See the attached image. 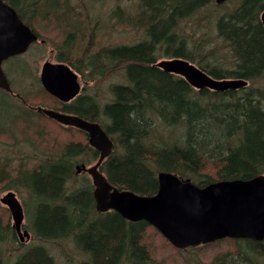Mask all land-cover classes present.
<instances>
[{"label": "trees", "instance_id": "trees-1", "mask_svg": "<svg viewBox=\"0 0 264 264\" xmlns=\"http://www.w3.org/2000/svg\"><path fill=\"white\" fill-rule=\"evenodd\" d=\"M4 1L32 28L30 19L41 18L62 31L66 46L56 61L69 65L83 83L120 68L124 82L109 88L103 104L84 86L76 99L56 101L55 108L97 122L109 135L114 149L99 170L114 187L153 195L158 191L157 171L175 173L199 187L264 173V0L223 5L216 0H136L133 13L128 6H117L113 15L118 23L141 29L143 37L96 50L93 36L84 33L88 23L71 0ZM223 49L233 59L231 67L221 59ZM163 57L187 60L215 79L256 80L263 88L196 90L156 67ZM19 113L22 119L31 118L27 111ZM60 126L85 140L70 139L33 168L16 172L10 186L26 191L27 203H21L31 238L21 243L9 221L0 223V264H167L147 237L152 229L171 245L155 228L115 211L98 212L89 178L74 186L76 165L95 164L100 154L84 131ZM28 127L29 122L24 125ZM70 247L78 256L66 257L64 250ZM206 249H213L210 261L198 253ZM176 251L183 264H264V240L224 239Z\"/></svg>", "mask_w": 264, "mask_h": 264}, {"label": "water", "instance_id": "water-1", "mask_svg": "<svg viewBox=\"0 0 264 264\" xmlns=\"http://www.w3.org/2000/svg\"><path fill=\"white\" fill-rule=\"evenodd\" d=\"M228 0H216L218 5ZM264 25V11L261 15ZM37 35L19 18L17 12L0 0V88L11 91L2 64L11 57L25 54L37 42ZM168 74L183 77L196 89L216 92L239 90L247 86L242 80H216L187 60L162 59L155 65ZM40 80L44 89L63 103L75 99L81 86L78 75L64 63L45 62ZM52 120L83 130L89 144L100 156L90 168L83 163L77 170L87 171L93 178L96 209L100 213L116 211L131 222L145 221L155 227L177 249H188L218 240H264V174L248 180H231L198 187L188 179L174 173L158 174V191L153 195H140L120 190L101 174L99 165L114 149L109 135L97 122L51 109H38ZM0 202L13 220V229L21 242L30 240L23 229L25 213L13 191L4 194Z\"/></svg>", "mask_w": 264, "mask_h": 264}, {"label": "rangeland", "instance_id": "rangeland-1", "mask_svg": "<svg viewBox=\"0 0 264 264\" xmlns=\"http://www.w3.org/2000/svg\"><path fill=\"white\" fill-rule=\"evenodd\" d=\"M71 5L78 16L88 23L84 33L87 38L93 36L95 50L105 45L132 44L143 37L141 29L132 28L127 24L122 25L118 23L113 15V10L117 6H128L130 12L133 13L136 7V0H71ZM126 13H129V11ZM32 26L44 42L33 46L19 60L5 62L3 66L4 71L7 73L12 88L17 93L25 96L27 102L32 106H42L52 109L58 106L59 108V105L51 96L46 97L43 93H38L40 88L39 84H36L35 77L39 79L41 66L44 62H56V57L63 50L62 42L64 36L62 35V31L55 28L56 26L52 21L47 23L42 20L38 24H33L32 22ZM209 31L213 32L212 26L209 27ZM226 50L223 49L220 52V56L225 61V65L231 67L233 59ZM161 59H164V57L159 60ZM19 61H22V64ZM119 69L118 67H114L113 72L104 76L102 80L97 79L89 83H83V81V86H87L86 92L97 95L98 98L107 99L109 88L115 84L114 82L119 83L123 80L122 72ZM12 107H15L18 113L23 110L27 111L19 100L0 91V170L3 169L5 172V175H0V198L8 191H13L17 193L19 200L25 204L28 200L26 191L21 187L17 189L10 186L13 179H15L16 172L19 169L27 170L33 168L41 160H45L52 154H55L70 139L85 140V137L75 130L63 128L49 118L37 116L35 111L30 112L29 117L31 118H27L26 120L21 118L23 113L22 115L19 113L20 115H16L17 118L15 117V122L10 123V118L14 116ZM28 122L29 127L26 130L24 125H27ZM77 175L73 181L74 185L81 184L88 178L92 181L88 173ZM8 221L12 226L13 220L11 214L8 208L0 202V223L3 224ZM147 237L153 242L156 251L159 253V257H164L163 259H166L167 264H183V259L180 258L176 249L169 244L163 243L162 238H159L157 233H154L152 229L148 231ZM221 248L225 250L227 246H222ZM212 251L213 249H206L198 253H201V256L203 255L210 261L213 257ZM53 253L56 256L60 254L58 250H54ZM64 253L66 257L78 256L76 251L72 250L71 247L66 248Z\"/></svg>", "mask_w": 264, "mask_h": 264}, {"label": "bare ground", "instance_id": "bare-ground-1", "mask_svg": "<svg viewBox=\"0 0 264 264\" xmlns=\"http://www.w3.org/2000/svg\"><path fill=\"white\" fill-rule=\"evenodd\" d=\"M221 5H223V4H221ZM264 11V10H263ZM263 13V12H262ZM262 13L260 14V20H261V15H262ZM31 20V22H33V24H38L40 21H41V18H39V19H37V20H35V19H30ZM263 24V23H262ZM264 26V25H263ZM29 28L37 35V37H39V39L41 40V41H43L41 38H40V36L38 35V33L34 30V28H32L31 26H29ZM96 41V40H95ZM44 42V41H43ZM96 42H98V41H96ZM94 44V43H93ZM117 45H122V44H115V45H112V46H117ZM65 44H64V42H62V48L63 49H65ZM95 46V45H94ZM105 46H107V45H105ZM24 66V65H23ZM217 67H220L221 68V66H217ZM211 68H214V67H212L211 66ZM222 69V68H221ZM221 75L223 74V73H220ZM101 77V76H100ZM102 78H104V77H102ZM102 78L101 79H99V80H102ZM40 79V78H39ZM122 83L124 82V77L122 76ZM97 80V79H96ZM223 80H242V81H245V82H247V88L245 87V88H242V89H239V90H248V91H253L254 89H261V88H263L262 86H261V84L258 82V81H254V82H249V81H247V80H244V79H236V78H224ZM114 83H117V84H120L121 82H114ZM38 84H39V88H40V91H38V93L39 94H41V93H43L46 97H50V94L47 92V91H45V89H44V87H43V85H42V82H41V80H40V82H38ZM84 87V86H83ZM44 90V91H41V90ZM264 89V88H263ZM239 90H237V91H239ZM229 91H235V90H229ZM82 92H83V88H82ZM226 92H228V91H226ZM236 96L239 98V97H243L240 93H237L236 94ZM52 97V96H51ZM53 98V97H52ZM53 100H54V98H53ZM98 100L103 104L104 102H105V100H102L101 98H98ZM13 109V115H20L18 112H17V110L15 109V107H12ZM32 121V120H31ZM1 124V123H0ZM86 138L88 139V135L86 134ZM76 141H80L81 143H82V140L80 139V140H76ZM77 166L78 165H76V169H77ZM7 172V171H6ZM161 171H157V175L160 173ZM7 174V173H6ZM233 180H240V179H233ZM74 186H76V185H74ZM94 190H95V186H94V184H93V191H92V193H93V198H94ZM123 190H125V189H123ZM94 201H95V208H96V200H95V198H94ZM97 210V209H96ZM110 211H113V210H110ZM99 212V211H98ZM108 212V211H107ZM116 212V211H115ZM105 213V212H104ZM26 230H28V229H26ZM29 231V230H28ZM30 233V232H29ZM30 236H31V234H30ZM18 239H19V237H18ZM19 241H20V239H19ZM29 241V240H28ZM28 241H24V242H28ZM21 242V241H20ZM24 242H21V243H24ZM54 254V253H53ZM54 256H55V254H54ZM55 258L56 259H59L60 257L58 256V258H57V256H55Z\"/></svg>", "mask_w": 264, "mask_h": 264}, {"label": "flooded vegetation", "instance_id": "flooded-vegetation-1", "mask_svg": "<svg viewBox=\"0 0 264 264\" xmlns=\"http://www.w3.org/2000/svg\"><path fill=\"white\" fill-rule=\"evenodd\" d=\"M4 2H5V1H4ZM5 3H6V2H5ZM7 4H8L10 7H12V8L17 12V15L19 16V18L25 23V21L21 18V16H20V14L18 13V11H17L12 5H10L9 3H7ZM25 24H27V23H25ZM28 26H29V25H28ZM38 38H39V37H38ZM39 40H40V39H39ZM39 43H40V42L35 43L34 45H31L30 49H31L33 46H36V45L39 44ZM30 49H29V50H30ZM24 55H25V54H24ZM24 55L12 57V58L8 59L6 62L8 63V62H12V61L19 60V59H20L21 57H23ZM4 63H5V62H4ZM19 63L22 64V61H19ZM23 65H24V64H23ZM3 66H4V64H3ZM5 75H6V78H7L8 82H9V84L11 85L10 80H9V78H8L6 72H5ZM35 76H36V75H35ZM39 78H40V75H39ZM35 80H36V84H38V82H40V79H36V77H35ZM35 80H34V81H35ZM11 87H12V86H11ZM0 90H3L4 92H6L7 94H9L10 96H12V97H14L15 99L19 100V101L21 102V104H22L23 106H25V110H27V112L30 113V112L35 111V114H39V115H42V116L46 117L44 114H42L41 112L38 111L39 108L45 109V107H42V106H32L30 103L27 102V99H26L25 96H23V95L20 94V93H17L13 88H12L11 91H6V90H4V89H0ZM39 91H40V89H39ZM56 101H57V100L55 99V102H56ZM46 109H48V108H46ZM54 110L64 112V111L59 110V109H54ZM46 118H47V117H46Z\"/></svg>", "mask_w": 264, "mask_h": 264}]
</instances>
